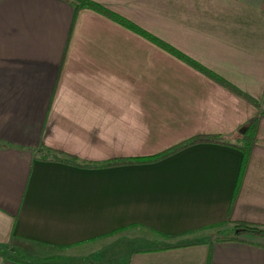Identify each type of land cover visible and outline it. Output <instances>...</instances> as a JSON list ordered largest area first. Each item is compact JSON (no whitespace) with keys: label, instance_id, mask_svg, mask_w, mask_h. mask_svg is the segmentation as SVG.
Returning <instances> with one entry per match:
<instances>
[{"label":"crops","instance_id":"1","mask_svg":"<svg viewBox=\"0 0 264 264\" xmlns=\"http://www.w3.org/2000/svg\"><path fill=\"white\" fill-rule=\"evenodd\" d=\"M89 1L0 0V264H264V0Z\"/></svg>","mask_w":264,"mask_h":264},{"label":"trees","instance_id":"2","mask_svg":"<svg viewBox=\"0 0 264 264\" xmlns=\"http://www.w3.org/2000/svg\"><path fill=\"white\" fill-rule=\"evenodd\" d=\"M81 5H87L99 12H102L106 15H110V12L108 10H106L105 8H103L102 6H100L99 4L95 3V2H92V1H89V0H84V2L81 4ZM113 16V15H112ZM247 127L248 129L250 130H247L249 133L253 134L254 133V120L249 122L247 124ZM200 142H210V143H223V144H227V145H230V146H234V147H237L239 149L242 150L243 152V155H244V159L246 157V155L248 154V147H247V144H246V141H243L242 145H239V144H232L230 142H227L225 140H221L219 139L218 137H213V136H209V137H203V138H195V139H192L188 142H185L179 146H176L172 149H169L159 155H156V156H152V157H147V158H131V159H126V160H115L113 162H110V163H106V164H103L99 167H106V166H116V165H122V164H134V163H150V162H154L156 160H159L163 157H166L168 155H171L173 153H175L176 151L188 146V145H192V144H195V143H200ZM43 159H47L46 157H43ZM51 160H55V161H62V162H67V163H70V164H76L75 161H72V160H65V159H61V158H58L56 156H52L51 157ZM243 165H244V161L241 165V170L240 172H242V169H243ZM92 165H88V167H91ZM232 223V229L230 231V233H227L226 231L225 232H219V235L216 236L214 239L215 240H229V239H234L237 237V235H239L241 232H249V233H262L264 231V228L262 225H259V224H254V223H246V222H231ZM226 222H219V223H216V224H212L210 226H207V227H217V226H223L225 225Z\"/></svg>","mask_w":264,"mask_h":264},{"label":"rangeland","instance_id":"3","mask_svg":"<svg viewBox=\"0 0 264 264\" xmlns=\"http://www.w3.org/2000/svg\"><path fill=\"white\" fill-rule=\"evenodd\" d=\"M231 227V225H229ZM229 226H227L226 224L223 226H217V227H208L206 228L202 233H201V237L203 238H215L216 236L219 235V232H227L230 233L231 230H229ZM117 233V232H116ZM115 234V233H114ZM10 250V248H6V251L8 252ZM66 249H57V250H51L50 253L55 254L53 257L56 259H61V260H67L70 257L68 255H66ZM10 253V252H9ZM10 254H15V255H21L20 251H16L13 250V252H11ZM22 257H25L27 259H35V256L31 257V256H27L25 254H22ZM52 258V257H51ZM54 260V259H53Z\"/></svg>","mask_w":264,"mask_h":264},{"label":"water","instance_id":"4","mask_svg":"<svg viewBox=\"0 0 264 264\" xmlns=\"http://www.w3.org/2000/svg\"><path fill=\"white\" fill-rule=\"evenodd\" d=\"M245 129H246L245 127H242L239 131H240V132H244Z\"/></svg>","mask_w":264,"mask_h":264}]
</instances>
